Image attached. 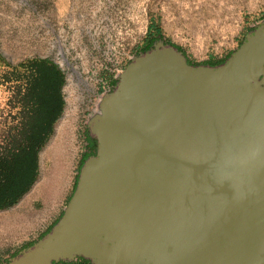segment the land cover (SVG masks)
<instances>
[{
  "label": "water",
  "instance_id": "1",
  "mask_svg": "<svg viewBox=\"0 0 264 264\" xmlns=\"http://www.w3.org/2000/svg\"><path fill=\"white\" fill-rule=\"evenodd\" d=\"M89 128L63 215L10 264H264V25L219 66L157 43Z\"/></svg>",
  "mask_w": 264,
  "mask_h": 264
},
{
  "label": "rangeland",
  "instance_id": "2",
  "mask_svg": "<svg viewBox=\"0 0 264 264\" xmlns=\"http://www.w3.org/2000/svg\"><path fill=\"white\" fill-rule=\"evenodd\" d=\"M262 25L264 0H0L1 147L28 123L36 94L50 98L32 62L65 75L64 110L39 152L37 179L0 210L1 263L21 257L63 215L97 150L89 122L126 66L147 52L150 34L151 49L162 42L191 65L219 66Z\"/></svg>",
  "mask_w": 264,
  "mask_h": 264
},
{
  "label": "trees",
  "instance_id": "3",
  "mask_svg": "<svg viewBox=\"0 0 264 264\" xmlns=\"http://www.w3.org/2000/svg\"><path fill=\"white\" fill-rule=\"evenodd\" d=\"M152 36L153 34L149 35L151 40L146 51L151 49ZM31 68L47 81L51 95L49 100L44 101L36 94V100L30 101L36 107L33 113L28 115L29 121L24 129L11 137L6 147L0 146V210L17 204L35 183L39 169V152L53 134L55 124L65 106L63 98L65 75L58 66L41 60L32 62ZM56 264L91 263L79 258L74 262Z\"/></svg>",
  "mask_w": 264,
  "mask_h": 264
}]
</instances>
